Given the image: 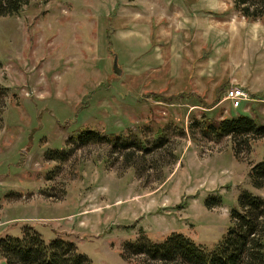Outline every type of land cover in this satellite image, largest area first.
<instances>
[{
  "label": "rangeland",
  "instance_id": "374dc122",
  "mask_svg": "<svg viewBox=\"0 0 264 264\" xmlns=\"http://www.w3.org/2000/svg\"><path fill=\"white\" fill-rule=\"evenodd\" d=\"M232 83L256 94L232 107ZM0 84V236L31 223L95 263L139 264L126 239L177 230L211 246L243 190L264 197L248 176L264 137L236 155L229 136L187 126L203 109L264 122V15L248 19L232 0H30L0 16ZM80 125L139 133L150 148H128L132 166L125 149L68 138ZM57 147L64 158L47 154Z\"/></svg>",
  "mask_w": 264,
  "mask_h": 264
},
{
  "label": "trees",
  "instance_id": "16d2710c",
  "mask_svg": "<svg viewBox=\"0 0 264 264\" xmlns=\"http://www.w3.org/2000/svg\"><path fill=\"white\" fill-rule=\"evenodd\" d=\"M29 1L0 0V16L18 13ZM232 1L239 13L248 19L264 15V0ZM6 94L7 87L0 84V125ZM253 94L256 93H251L249 97ZM219 96L212 104L218 101ZM204 110L191 114L187 125L191 133L198 129L213 140L229 136L235 145L236 155L242 147L250 148L252 140L264 137V122L251 113L240 111L213 116L208 109ZM72 130L68 138L77 144L107 142L112 146L111 151L125 149L124 160L132 166L135 164L134 153L128 148L136 147L143 151L150 148L147 138L139 133L103 132L84 125ZM163 133L162 128L158 130L152 145L163 144ZM66 151L65 147H57L48 149L47 154L51 158H64ZM248 176L254 187H264V159L250 164ZM220 201L219 193L209 194L205 205L210 208ZM229 218L228 227L211 246L199 243L186 233L172 230L162 238L140 232L135 238L126 239L123 247L141 255L143 264H264V197L243 190L238 203L229 209ZM0 255L4 259L3 264H98L80 251L72 239L57 233L46 239L35 225L26 222L20 226L19 233L7 232L0 236ZM122 255L127 257L124 252ZM142 263L139 261V264Z\"/></svg>",
  "mask_w": 264,
  "mask_h": 264
},
{
  "label": "built area",
  "instance_id": "2783aa9c",
  "mask_svg": "<svg viewBox=\"0 0 264 264\" xmlns=\"http://www.w3.org/2000/svg\"><path fill=\"white\" fill-rule=\"evenodd\" d=\"M225 98L229 100L233 107H237L243 100L249 98V94L240 84L232 83L226 90Z\"/></svg>",
  "mask_w": 264,
  "mask_h": 264
},
{
  "label": "water",
  "instance_id": "95a60500",
  "mask_svg": "<svg viewBox=\"0 0 264 264\" xmlns=\"http://www.w3.org/2000/svg\"><path fill=\"white\" fill-rule=\"evenodd\" d=\"M113 70L116 73H120L121 72V68L118 66V63H117V57H116V55L114 56V60H113Z\"/></svg>",
  "mask_w": 264,
  "mask_h": 264
}]
</instances>
